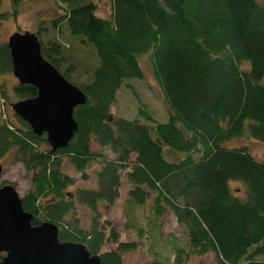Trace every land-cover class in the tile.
Instances as JSON below:
<instances>
[{
    "label": "trees",
    "instance_id": "1",
    "mask_svg": "<svg viewBox=\"0 0 264 264\" xmlns=\"http://www.w3.org/2000/svg\"><path fill=\"white\" fill-rule=\"evenodd\" d=\"M10 1L11 12L0 10V25L18 19L22 0ZM56 2L63 15L54 27L64 23L70 37L91 45L99 64L89 81L75 82L76 67L63 46L41 44L45 59L87 96L74 111L78 131L67 148L54 152L20 117L24 129L0 117V160L14 153L30 175L32 187L22 202L33 225L51 222L60 243L84 244L101 264H125L121 254L137 251L138 244L120 242L109 224L110 235L102 231L99 206L119 199L127 170L130 202L143 207L155 196L148 222L154 225L170 211L187 239L183 247L169 237L173 256L149 264H189L208 254L218 264H264V161L246 145L228 147L251 139L264 144V1L111 0L105 19L94 0ZM142 56L162 89L166 123L143 108L138 116L145 122L110 113L125 81L143 80ZM12 70L3 43L0 81ZM13 92L19 101L38 96L30 85ZM0 96L7 97L5 91ZM166 150L175 154L172 160ZM63 158L81 174L98 163L96 188L67 193L74 181L62 172ZM232 183L241 184L243 193ZM77 205L96 214L90 229L68 219ZM108 242L118 244L116 252H102Z\"/></svg>",
    "mask_w": 264,
    "mask_h": 264
},
{
    "label": "rangeland",
    "instance_id": "2",
    "mask_svg": "<svg viewBox=\"0 0 264 264\" xmlns=\"http://www.w3.org/2000/svg\"><path fill=\"white\" fill-rule=\"evenodd\" d=\"M2 1L3 5L0 10L2 12H11V1ZM94 1L98 7V16L103 19L109 17L112 12L111 0ZM18 11L19 16L16 21L11 19L0 25V45L3 43L7 44L10 36L16 33H32L39 37V42L43 46L57 41L63 46L66 55L76 67L74 81L86 83L91 79L92 69L99 64L96 52L88 43L83 42L79 38L70 37L64 23L54 27L53 21L60 20V17L63 15V8L58 5L56 0H22ZM140 62L144 70L143 80L129 79V81H125L119 89L116 103L111 107L110 113L113 118L121 117L131 121V119L139 118L138 110L143 108L153 114L154 119L158 123H166L168 122V110L163 98L162 89H160L157 79L154 77L148 58L142 56ZM18 85L19 81L13 74L1 78L0 86L2 87H0V95L5 91L7 97L1 100L2 96H0V117L3 118L4 115L13 125L15 124L18 128L24 129L11 107L14 103L19 102L13 92L14 87ZM139 119L141 122H145L142 117ZM154 136L156 137L155 134ZM43 138L47 141L46 136H43ZM241 143L239 141L231 142L228 143V147L236 148L246 145L256 159L264 161L263 143L253 139L244 142L245 144ZM92 146L94 151H101V147L95 144H92ZM104 152L105 154L109 153L108 150H104ZM165 153L168 160H172L175 155L168 150ZM13 156L14 153H9L4 159L0 160V164L3 167L0 188L4 182L9 183L14 186L16 192L21 197H24L32 187L31 177L27 174L23 164L15 162ZM107 156L113 157V155ZM61 168L63 174L74 181V185L70 186L67 193L75 194L81 189L96 188L97 178L95 174L101 168L98 163L91 164L86 172L81 174L70 164L67 158H63ZM126 172L127 170L121 172L122 188L119 199L113 206L105 204L99 206V224L101 230L110 235V228L112 227L119 234L120 242L138 244L137 251L121 254L125 264H149L155 258H171L173 251L169 237L176 238L178 243L183 247L187 245V239L184 237L182 227L177 224L176 218L170 211L158 219L154 225L149 223L148 217L150 216L155 196L152 195V199L143 207L131 203L129 192L132 187H130ZM84 175H86V178H84ZM231 186L235 192H238L237 189H239L240 194L243 193L241 184L232 183ZM76 210V215L68 219H77L82 229H90L93 225V219L96 218V214L85 206L77 205ZM117 247L118 244L108 242L102 252H116ZM191 258L189 264H218L217 257L214 254ZM261 260L264 261V257Z\"/></svg>",
    "mask_w": 264,
    "mask_h": 264
},
{
    "label": "water",
    "instance_id": "3",
    "mask_svg": "<svg viewBox=\"0 0 264 264\" xmlns=\"http://www.w3.org/2000/svg\"><path fill=\"white\" fill-rule=\"evenodd\" d=\"M7 43L19 85L38 91L34 99L11 105L14 113L35 136H46L54 152L67 148L78 131L74 111L87 104L86 94L45 59L36 35L16 33ZM2 173L0 164V179ZM33 219L13 185L0 188V264H101L100 256H92L84 244L60 243L55 224L34 226Z\"/></svg>",
    "mask_w": 264,
    "mask_h": 264
},
{
    "label": "crops",
    "instance_id": "4",
    "mask_svg": "<svg viewBox=\"0 0 264 264\" xmlns=\"http://www.w3.org/2000/svg\"><path fill=\"white\" fill-rule=\"evenodd\" d=\"M112 13V12H111ZM110 16V15H109Z\"/></svg>",
    "mask_w": 264,
    "mask_h": 264
}]
</instances>
